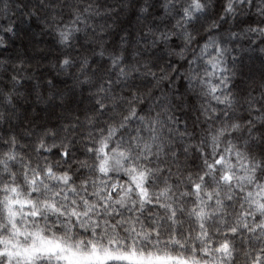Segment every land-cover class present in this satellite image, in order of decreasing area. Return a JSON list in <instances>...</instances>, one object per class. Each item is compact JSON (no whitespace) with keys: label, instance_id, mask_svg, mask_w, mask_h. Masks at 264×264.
<instances>
[{"label":"snow or ice","instance_id":"obj_1","mask_svg":"<svg viewBox=\"0 0 264 264\" xmlns=\"http://www.w3.org/2000/svg\"><path fill=\"white\" fill-rule=\"evenodd\" d=\"M24 11L27 24L37 10ZM141 13L161 46L195 45L180 77L195 120L132 93L107 121L101 104L59 128L20 119L31 69L0 48V264H264V0H147ZM22 23L5 25L6 45Z\"/></svg>","mask_w":264,"mask_h":264},{"label":"clouds","instance_id":"obj_2","mask_svg":"<svg viewBox=\"0 0 264 264\" xmlns=\"http://www.w3.org/2000/svg\"><path fill=\"white\" fill-rule=\"evenodd\" d=\"M10 3L12 9L7 16L0 10V48L8 47L9 53L21 56L31 69V91L19 98V107L15 109L20 119L27 117V121L38 125L59 128L68 117L83 121L86 112L91 113L94 105L101 104L106 111L98 115V120L107 121L112 115L107 110H117V104L130 98L128 93L133 94L131 99L137 103L146 102L145 106L168 97L176 118L196 119L194 112L188 114L184 108L186 94L180 85V77L188 67L185 61L195 45L183 52L170 45L161 46L155 40L156 34L148 32L152 19L141 13L147 0H10ZM25 5L37 10L27 24L22 23ZM13 21L22 23L26 34L6 45L2 39L4 27ZM66 25L71 26L72 35L61 43L56 31ZM177 44H182L179 38ZM244 63H249L247 57ZM120 70L125 71L124 78L119 76ZM253 70L258 78V61ZM245 73L246 79L247 69ZM3 80L0 76V81ZM5 111L0 104V114ZM4 126L0 120V127Z\"/></svg>","mask_w":264,"mask_h":264}]
</instances>
